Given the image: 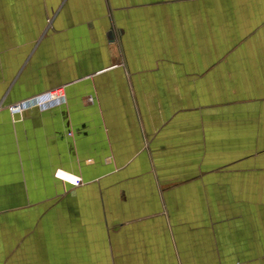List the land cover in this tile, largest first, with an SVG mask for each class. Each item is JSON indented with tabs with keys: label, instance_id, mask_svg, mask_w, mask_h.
Segmentation results:
<instances>
[{
	"label": "crops",
	"instance_id": "crops-1",
	"mask_svg": "<svg viewBox=\"0 0 264 264\" xmlns=\"http://www.w3.org/2000/svg\"><path fill=\"white\" fill-rule=\"evenodd\" d=\"M0 264H264V0H0Z\"/></svg>",
	"mask_w": 264,
	"mask_h": 264
},
{
	"label": "built area",
	"instance_id": "built-area-1",
	"mask_svg": "<svg viewBox=\"0 0 264 264\" xmlns=\"http://www.w3.org/2000/svg\"><path fill=\"white\" fill-rule=\"evenodd\" d=\"M64 103H66V93L63 88H59L19 101L11 105L9 111L13 116L23 115L26 111L32 109L44 112L60 107ZM57 176H60V174H57ZM66 179L73 186H79L82 182V179L78 176L66 177Z\"/></svg>",
	"mask_w": 264,
	"mask_h": 264
},
{
	"label": "rangeland",
	"instance_id": "rangeland-1",
	"mask_svg": "<svg viewBox=\"0 0 264 264\" xmlns=\"http://www.w3.org/2000/svg\"><path fill=\"white\" fill-rule=\"evenodd\" d=\"M10 107V106H9ZM10 112V111H9ZM11 113V112H10Z\"/></svg>",
	"mask_w": 264,
	"mask_h": 264
}]
</instances>
